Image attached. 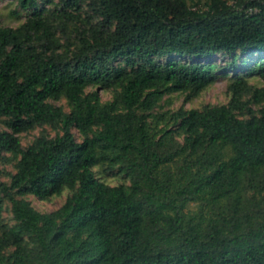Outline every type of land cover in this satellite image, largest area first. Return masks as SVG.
<instances>
[{"label":"trees","instance_id":"obj_1","mask_svg":"<svg viewBox=\"0 0 264 264\" xmlns=\"http://www.w3.org/2000/svg\"><path fill=\"white\" fill-rule=\"evenodd\" d=\"M18 2L31 15L0 26V163L16 168L0 264H264V85L249 81L264 80V0ZM220 77L228 103L159 109ZM45 125L56 135L23 147ZM65 190L51 212L24 198Z\"/></svg>","mask_w":264,"mask_h":264},{"label":"rangeland","instance_id":"obj_2","mask_svg":"<svg viewBox=\"0 0 264 264\" xmlns=\"http://www.w3.org/2000/svg\"><path fill=\"white\" fill-rule=\"evenodd\" d=\"M231 4L234 3L235 0H228ZM39 5L37 8H42L43 6H49L50 3L46 2V0H38ZM88 6H84V10H88ZM31 9H24L19 5L18 0H0V26L7 27H18L22 23L26 21V19L31 15ZM257 55H254L253 58H256ZM229 60V57L220 56L217 58V62H226ZM229 77H220L213 84L209 85L199 96L196 98L185 101V94L174 92L172 94L166 95L162 101L160 102L161 110H178L181 106L186 109L198 108L201 109L205 105H216V104H226L231 99V94L228 90V86L230 83ZM251 84L255 86H263L264 80L258 76L253 75L249 78ZM101 99L103 102L109 101L113 98V92L111 90L99 89ZM57 104L64 105L66 110H69V106L67 105V101L62 99L60 101H56ZM254 108L258 109L260 106L253 105ZM7 127L4 125L2 119L0 118V131L6 130ZM42 132H45L51 136L56 135V130H54L51 126L45 125L43 127H37L29 132H23L20 134L21 142L23 147H27L31 144L34 139L39 136ZM74 132L79 140H82L79 132L74 129ZM10 156L9 153L5 154V158ZM1 169L3 171L0 180L7 184L11 183L12 175L16 172V168L14 166L13 161L2 160L0 163ZM95 170L99 173L101 171L100 167H96ZM101 178L105 180L107 183L111 185H118L121 183L129 184L128 179L124 178L121 175H107L100 174ZM71 194L70 190H65L62 194L53 196L49 200H42L37 198L34 195H26L24 196L32 206L40 212H51L58 208H60L68 196ZM197 205L191 204L190 209L196 210ZM4 220L13 225L15 223L14 215L12 212V203L5 199L4 202V212H3Z\"/></svg>","mask_w":264,"mask_h":264}]
</instances>
